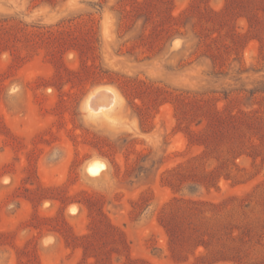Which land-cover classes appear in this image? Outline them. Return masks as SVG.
Instances as JSON below:
<instances>
[{"label": "rangeland", "instance_id": "obj_1", "mask_svg": "<svg viewBox=\"0 0 264 264\" xmlns=\"http://www.w3.org/2000/svg\"><path fill=\"white\" fill-rule=\"evenodd\" d=\"M261 91L264 0H0V264H264Z\"/></svg>", "mask_w": 264, "mask_h": 264}, {"label": "trees", "instance_id": "obj_2", "mask_svg": "<svg viewBox=\"0 0 264 264\" xmlns=\"http://www.w3.org/2000/svg\"><path fill=\"white\" fill-rule=\"evenodd\" d=\"M125 86V89L127 88V85H124ZM256 92H259V91H255V92H252V94H255ZM262 93L264 91H261ZM231 119H236L238 121V117L236 116H232ZM211 120L213 121L214 125L215 124H218V125H222L223 123H225V118H223V116H221L219 114V112L217 110H214L212 115H211ZM240 121V120H239ZM237 123V122H236ZM239 123V122H238ZM240 124V123H239ZM213 134H215L216 132H213ZM98 226L96 228V233L97 231L101 232V236L106 238V239H111L113 244H115L117 247L116 249L117 250H120V251H127V245L125 243V240L123 239L121 233L116 229L114 228L113 226H111L104 217H101L100 220L97 222ZM165 228L167 229L168 233H172V227H170L168 224L165 225ZM89 237H83L84 241H85V244L80 246L84 253L93 246L92 242H89L88 240ZM71 239L74 241L76 240V238H73L71 237ZM95 259L97 258L96 255L93 256ZM103 259H100V261H102ZM99 262V261H98ZM138 262L136 261H133V260H128L127 263L125 264H137Z\"/></svg>", "mask_w": 264, "mask_h": 264}, {"label": "bare ground", "instance_id": "obj_3", "mask_svg": "<svg viewBox=\"0 0 264 264\" xmlns=\"http://www.w3.org/2000/svg\"><path fill=\"white\" fill-rule=\"evenodd\" d=\"M70 210V209H69ZM72 213V212H71Z\"/></svg>", "mask_w": 264, "mask_h": 264}]
</instances>
